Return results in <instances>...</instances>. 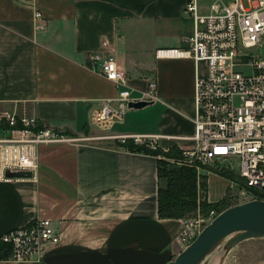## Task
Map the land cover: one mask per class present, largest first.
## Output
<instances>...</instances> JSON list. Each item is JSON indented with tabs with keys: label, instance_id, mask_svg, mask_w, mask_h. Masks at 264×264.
Instances as JSON below:
<instances>
[{
	"label": "crops",
	"instance_id": "1",
	"mask_svg": "<svg viewBox=\"0 0 264 264\" xmlns=\"http://www.w3.org/2000/svg\"><path fill=\"white\" fill-rule=\"evenodd\" d=\"M187 1L0 0V112L34 118L66 138L105 135L91 125V114L117 88L88 67V57L111 55L133 99L154 78L159 101L129 109L106 135L158 136L160 153L129 151L113 140L38 145L31 178L4 179L0 172V236L48 219L59 241L42 245L30 262L0 264H167L183 250V220L158 216L157 168L160 159L193 146L194 83L206 68L154 53L184 46L191 33ZM35 9L42 31L35 29ZM203 176L209 203L230 192L227 178Z\"/></svg>",
	"mask_w": 264,
	"mask_h": 264
},
{
	"label": "built area",
	"instance_id": "2",
	"mask_svg": "<svg viewBox=\"0 0 264 264\" xmlns=\"http://www.w3.org/2000/svg\"><path fill=\"white\" fill-rule=\"evenodd\" d=\"M24 3L33 0H18ZM185 13L191 21V33L183 40V47L159 48L154 57L162 59H190L204 63L206 72L194 83L193 146L183 150L179 166L215 165L233 159L238 177L245 187L236 190L235 197L264 201V56L249 58L242 53L260 45L264 35V0H212L206 13H200L198 0H188ZM35 29L45 28L41 11L33 12ZM88 67L115 84L114 98L91 114V125L100 137L71 139L49 129L37 130V120L15 112H0V172H32L36 169V148L46 143L131 141L156 152L158 136L106 135L123 122L130 102L159 101L154 78L136 99L131 97L125 73L118 68L111 55L91 54ZM127 150V149H126ZM173 162V161H172ZM233 189V183L230 190ZM261 196L262 199H257ZM234 199V198H233ZM218 214L215 210L205 218L183 220L177 237L186 248ZM59 236L48 219H39L0 236L9 245L12 262H30L46 243L57 244Z\"/></svg>",
	"mask_w": 264,
	"mask_h": 264
},
{
	"label": "trees",
	"instance_id": "3",
	"mask_svg": "<svg viewBox=\"0 0 264 264\" xmlns=\"http://www.w3.org/2000/svg\"><path fill=\"white\" fill-rule=\"evenodd\" d=\"M37 130H42V127L37 126ZM115 145L133 152L160 154L150 151L144 146H135L131 141L125 145L119 143H115ZM178 156L181 157V153L177 156L167 155L168 159L158 161V179L161 184L158 189L157 211L160 219L186 220L198 214L207 217L212 210L221 213L232 206L227 200L228 193L220 201L209 203L206 199V177L198 178L200 176L194 168L171 165L169 161L176 163ZM213 172L231 182L239 179L237 173L234 174L231 169L224 167L215 169ZM241 183L244 185L243 181ZM257 199H262V197L258 196ZM10 253V246L0 242V261L7 260Z\"/></svg>",
	"mask_w": 264,
	"mask_h": 264
},
{
	"label": "water",
	"instance_id": "4",
	"mask_svg": "<svg viewBox=\"0 0 264 264\" xmlns=\"http://www.w3.org/2000/svg\"><path fill=\"white\" fill-rule=\"evenodd\" d=\"M151 102H130L129 109L139 110ZM5 178H31L29 172L6 171ZM230 249L250 239L264 237V201L252 200L227 208L207 224L199 235L167 264H199L223 239L232 236Z\"/></svg>",
	"mask_w": 264,
	"mask_h": 264
},
{
	"label": "rangeland",
	"instance_id": "5",
	"mask_svg": "<svg viewBox=\"0 0 264 264\" xmlns=\"http://www.w3.org/2000/svg\"><path fill=\"white\" fill-rule=\"evenodd\" d=\"M211 1L212 0H198L199 12L206 13L207 12L206 10L208 9V5ZM247 1L248 0H242L244 4H247ZM149 42H146V43L149 44ZM242 53L247 55L249 58H258L260 56L261 57L264 56V35L261 38V42L259 46L252 48V49H248V50H242ZM97 135H100V134H97ZM103 141L105 142V140ZM179 159H180V156H178L176 160L179 161ZM169 162L171 163V165L179 166L177 162L176 163L172 161H169ZM185 167H188V166H185ZM223 167L227 169H231L232 173L234 174L235 173L238 174V166L233 159L228 160V161H221L215 165L203 166V165L196 164L190 168H194L197 173L199 172L200 175L199 174L198 175L200 177L198 178H202L203 175H205L207 171L213 172L215 171V169L223 168ZM232 183H233V189L229 190L230 192L228 193V196H227L228 203L232 206H235L238 204L249 202L248 196H238V195H236L235 197L233 196L236 190L244 186L242 185L241 181L238 179ZM199 193L201 194L200 191ZM198 216L200 218H205L204 216H201L199 214L197 216H193L189 218L190 219L197 218ZM232 237L233 235L219 242L218 245L215 248H213V250L209 253V257L202 264H264V237L246 240L228 249L227 244Z\"/></svg>",
	"mask_w": 264,
	"mask_h": 264
},
{
	"label": "bare ground",
	"instance_id": "6",
	"mask_svg": "<svg viewBox=\"0 0 264 264\" xmlns=\"http://www.w3.org/2000/svg\"><path fill=\"white\" fill-rule=\"evenodd\" d=\"M218 245V244H217ZM216 245V246H217ZM209 257V254L206 256V258H204L199 264H202L207 258Z\"/></svg>",
	"mask_w": 264,
	"mask_h": 264
}]
</instances>
